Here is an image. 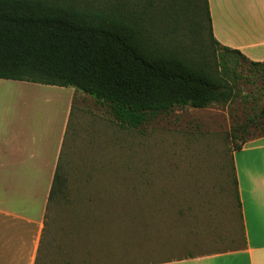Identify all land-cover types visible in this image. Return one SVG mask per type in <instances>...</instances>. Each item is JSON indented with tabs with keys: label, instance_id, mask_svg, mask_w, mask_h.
I'll use <instances>...</instances> for the list:
<instances>
[{
	"label": "rangeland",
	"instance_id": "1",
	"mask_svg": "<svg viewBox=\"0 0 264 264\" xmlns=\"http://www.w3.org/2000/svg\"><path fill=\"white\" fill-rule=\"evenodd\" d=\"M92 1L125 2L160 42L214 57L203 0L199 29L193 0ZM236 74L232 100L175 106L138 128L77 91L36 264H142L236 247L233 149L264 125V82L244 62Z\"/></svg>",
	"mask_w": 264,
	"mask_h": 264
},
{
	"label": "trees",
	"instance_id": "2",
	"mask_svg": "<svg viewBox=\"0 0 264 264\" xmlns=\"http://www.w3.org/2000/svg\"><path fill=\"white\" fill-rule=\"evenodd\" d=\"M203 2L213 59L179 45L183 42H160L146 31L143 14L125 2L0 0V78L74 87L107 104L114 120L129 128L175 106L228 102L237 94V67L246 63L264 82V60H250L219 44ZM193 6L199 29L200 0ZM58 169L59 164L48 204L61 185ZM45 221L46 213L42 230ZM37 260L38 250L34 264Z\"/></svg>",
	"mask_w": 264,
	"mask_h": 264
},
{
	"label": "crops",
	"instance_id": "3",
	"mask_svg": "<svg viewBox=\"0 0 264 264\" xmlns=\"http://www.w3.org/2000/svg\"><path fill=\"white\" fill-rule=\"evenodd\" d=\"M207 5L219 44L264 60V0H207ZM77 91L0 78V264L35 263ZM233 169L237 246L144 264H264V134L233 150Z\"/></svg>",
	"mask_w": 264,
	"mask_h": 264
}]
</instances>
